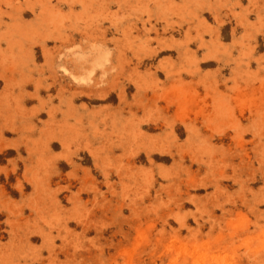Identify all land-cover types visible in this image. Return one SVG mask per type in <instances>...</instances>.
<instances>
[{"label":"rangeland","instance_id":"rangeland-1","mask_svg":"<svg viewBox=\"0 0 264 264\" xmlns=\"http://www.w3.org/2000/svg\"><path fill=\"white\" fill-rule=\"evenodd\" d=\"M44 3L0 0V264H264V0Z\"/></svg>","mask_w":264,"mask_h":264},{"label":"bare ground","instance_id":"bare-ground-1","mask_svg":"<svg viewBox=\"0 0 264 264\" xmlns=\"http://www.w3.org/2000/svg\"><path fill=\"white\" fill-rule=\"evenodd\" d=\"M56 3L60 6V7H63V6H68L71 8L72 5H74L75 3H78L80 4L82 7L86 6L88 3H90V0H55ZM45 6L49 5L51 6V3H50V0H45V3L43 4ZM69 8V9H70ZM73 10L70 9V12H72ZM12 31H16L17 33V36H18V41L21 39V37H23V32L21 30H16L14 28H12ZM9 45V43H8ZM10 52L12 53V51L10 50Z\"/></svg>","mask_w":264,"mask_h":264}]
</instances>
